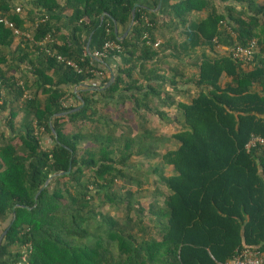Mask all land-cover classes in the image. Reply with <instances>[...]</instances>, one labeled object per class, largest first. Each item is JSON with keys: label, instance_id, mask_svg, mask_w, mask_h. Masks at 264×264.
Masks as SVG:
<instances>
[{"label": "trees", "instance_id": "16d2710c", "mask_svg": "<svg viewBox=\"0 0 264 264\" xmlns=\"http://www.w3.org/2000/svg\"><path fill=\"white\" fill-rule=\"evenodd\" d=\"M148 1L156 0H20L22 14L15 0H0V20L31 38L21 36L14 48L12 29L0 22V113L9 110L0 129V235L15 213L0 264H227L241 248L261 251L264 150L247 152L245 145L251 136L264 137V4L179 0L160 15L143 6ZM136 3L130 31L120 39L114 22L128 27ZM194 13L203 16L190 21ZM99 25L95 50L106 41L120 46L99 59L120 62L109 85L108 77L96 80L89 71H103L102 63L78 47L82 33ZM176 28L188 39L177 45L182 52L203 49L189 78L178 70L180 79L171 80L194 87L192 97L176 103L183 120L151 106V96L162 97L157 83L164 76L145 67L170 42H158L159 34ZM251 40L258 44L253 62L216 51ZM141 78L153 83L143 86ZM24 91L30 98H22ZM126 100L137 114L143 108L165 125L174 121V148L135 149L140 136L117 135ZM14 108L25 114L19 128ZM142 154L160 157L145 174L166 189H156L146 207L136 192L116 191L118 181L141 187L143 180L127 171ZM122 204V218L105 211Z\"/></svg>", "mask_w": 264, "mask_h": 264}, {"label": "crops", "instance_id": "0c3cea01", "mask_svg": "<svg viewBox=\"0 0 264 264\" xmlns=\"http://www.w3.org/2000/svg\"><path fill=\"white\" fill-rule=\"evenodd\" d=\"M20 0H15L16 4L19 3ZM62 1V0H60ZM173 1H179V0H156L155 4H152L151 1L145 2L143 6H146L150 8L153 12H157L160 15H163L169 7V4H171ZM259 4H264V0H255ZM227 3V2H226ZM225 3V4H226ZM20 6V5H19ZM22 6H20V13L24 14V10L22 9ZM22 11V12H21ZM203 16L202 13H194L189 16V20L194 21L197 20L199 17ZM189 21V22H190ZM188 22V23H189ZM131 28V26H130ZM129 26L128 27H122L119 25L114 26V31L115 33L118 34L120 39H123L124 37L127 36V34L130 31ZM128 31V32H127ZM180 31V32H179ZM100 32V25L96 27L95 29L88 30L84 33H82V44L78 46L82 51V53H90L95 50L96 46V41L98 39ZM174 32V31H173ZM65 33V30L62 29L59 34L62 35ZM158 36V42L164 43L165 41L169 40L170 42L166 44L164 49L162 50V53H160L158 56H156L154 59L150 61V63H146L145 67L146 69H152L153 67L157 68V71L159 72L160 75L164 76V81L158 82L157 85L163 86L161 88V96H154L150 97L151 101L153 100V104L151 106L157 107V110L159 111H164L167 113L173 112L174 114L177 112L176 109V103L177 102H185L189 97V95L192 97L194 94V87L192 86L191 83H189V80L186 81L184 84L181 83L178 86L171 85V80H179L178 73L182 72L185 74L186 79L189 78V76L193 73L194 70V62L195 59L199 58L201 56V53L203 52V49H197L195 52H192L191 54L182 52L179 48H177V45H183L184 43H188V39L186 38V35L183 34V31L181 29H175L174 33H169V32H162V35L159 34ZM172 39V40H171ZM20 38L14 37L13 40V46H15L19 43ZM57 43L60 44L61 41L57 39ZM223 45H219V47H222ZM207 52L208 49L204 48ZM216 51L219 53H222L223 50L219 49L216 47ZM98 62L102 63L104 66L103 73L104 77H108V84H111L114 80H111V76L116 74L118 64L120 63L118 59H107L106 61L102 60H97ZM177 66V67H176ZM178 70L180 72H178ZM27 79L29 80V84L33 82L32 75L27 73L26 75ZM103 77V78H104ZM143 77V76H142ZM99 80L100 78L96 77V80ZM91 84L96 81H90ZM143 86L147 85L148 83L152 84L153 82H147L145 79L141 78L139 81ZM77 88H75V91ZM147 90V89H145ZM164 93L170 96L171 99L165 98ZM142 94V93H141ZM188 97V98H187ZM172 100L174 104L169 105ZM133 107V106H132ZM131 109L133 110V108ZM15 112V117L13 119V123L15 128H19L21 124L24 122L25 114L22 110L18 108L13 109ZM134 111V110H133ZM9 110H7L5 113H0V129L2 131H5V124L6 122L4 121V117L8 115ZM136 115H138L137 118H145L147 116H153L154 114H151L147 111H145L143 108H138V114L134 111ZM112 115V112H111ZM124 118L128 119V116H125ZM30 119V118H29ZM29 122V120L27 121ZM122 127L125 123V121H121ZM136 123L139 124L140 120H136ZM164 124V123H163ZM140 125V124H139ZM261 155V153H258ZM144 160V159H141ZM261 252L264 254V242L262 243V248Z\"/></svg>", "mask_w": 264, "mask_h": 264}, {"label": "rangeland", "instance_id": "374dc122", "mask_svg": "<svg viewBox=\"0 0 264 264\" xmlns=\"http://www.w3.org/2000/svg\"><path fill=\"white\" fill-rule=\"evenodd\" d=\"M17 6L18 8L20 7L19 5ZM187 53L190 54L189 51H187ZM200 60L201 57L195 59V62L198 63ZM131 107L132 104L130 103V101L126 100L123 103L122 108H118L119 110L116 109L119 111V113L123 114V117L128 116V119L125 120L123 127L119 128V130L116 132L117 135L123 133L129 138H136L140 136L141 141L136 143L134 147L135 149L140 148L144 150L145 149L157 150L162 154L165 150L174 148L173 145L174 141L171 138L172 133L177 131V126L174 123V121H172V123H169L170 125L167 124L165 125L163 124L161 119L158 118L157 115H153V116L151 115L145 118H137L138 115L134 113ZM115 113L116 112L112 113L111 116L115 117L116 116ZM174 116H176L178 120L181 119L183 120L180 112L178 113L176 112L175 114L172 112L171 114L172 120H174ZM137 119L140 120L139 123L140 125L136 123ZM127 120H131V121L128 122ZM144 130L147 131V133H146V137L142 139ZM163 138L166 140H164ZM146 158L147 157L143 156V154L142 156L139 155V157L133 156L130 160L131 162L129 165L130 170L127 171L128 177H133L137 179L138 177H140V179L143 180V184L141 185V187H138L136 184L130 181L129 182L118 181V186L116 188V191L121 192V194H123L126 189H130L131 191L136 192L137 195H135V198L138 199V201L141 203L143 207L147 206L148 202L150 201V198L152 197V193L156 189H159L162 192L166 190L157 180L154 181L152 175L145 174V171L149 173L152 172V169L154 168V164H156V162H159L160 157H155L153 159H146ZM138 163L142 165L146 163L148 165L137 166ZM145 176L146 178H144ZM105 208H106L105 211L106 210L109 211L110 215L113 217L122 218L124 216L123 213L124 204L119 205V209H115V208L107 209V207Z\"/></svg>", "mask_w": 264, "mask_h": 264}, {"label": "built area", "instance_id": "2783aa9c", "mask_svg": "<svg viewBox=\"0 0 264 264\" xmlns=\"http://www.w3.org/2000/svg\"><path fill=\"white\" fill-rule=\"evenodd\" d=\"M0 22H3L6 27L12 29L14 37L20 38L21 36H25L26 38L31 39L28 34H24L20 30L15 28L11 22L5 19L0 20ZM47 40L48 39L46 38L43 42H46ZM42 44L44 45L45 43ZM217 47L223 50V52H226L233 60L243 63L253 62L255 55L258 52V44L256 40H251L244 46L235 44L230 47H226V46L219 47V45ZM119 48L120 46L114 41H106L101 46V50H94L90 52L89 55L93 59L95 58L101 59L106 57L108 52L112 50H118ZM45 52L48 55L55 56L58 62L64 63L65 65L71 67L78 73L81 72L80 66L75 62H73L72 60L65 59L61 55L55 54V51L49 48H45ZM89 71L90 73H93L96 77L100 79H103L104 77L103 71H95L93 69H89ZM22 98L23 99L30 98L29 92L24 91ZM245 150L247 152L252 150H264V137L256 136V135L251 136L249 141L245 145ZM263 263H264V254L261 251L244 247L237 250L234 256L232 257V259L227 264H263Z\"/></svg>", "mask_w": 264, "mask_h": 264}, {"label": "water", "instance_id": "95a60500", "mask_svg": "<svg viewBox=\"0 0 264 264\" xmlns=\"http://www.w3.org/2000/svg\"><path fill=\"white\" fill-rule=\"evenodd\" d=\"M138 7H140V5H139L138 3H136V4H134V6H133L132 9H131V18H130L129 28H130V26L132 25V23H133V21H134V18H135V15H136V9H137ZM104 15L109 16L108 14H103V15L101 16V19H103ZM114 26H116V23H115V22H114ZM127 32H128V31H127ZM95 59H96V60H99L98 58H95ZM113 78H114V77H113V75H112V76H111V80H113ZM107 85H109V84L107 83ZM82 104H83V103H82ZM82 104L79 105L78 107H76L75 109H73V110L70 111V112H75V111L79 110V109L81 108ZM52 132L54 133V130H53V129H52ZM68 172H69V171H67V173H68ZM54 176H56V174H53V175L49 176L48 179L46 180L44 186H46V185L49 183V181H50ZM38 193H39V192H38ZM38 193L36 194L35 199H36ZM14 218H15V213L13 212V213H12V221H11V223L9 224V226H8V227L2 232V234L0 235V247H1L2 239L4 238V236H5V234L7 233L8 229L10 228V226H11V224H12Z\"/></svg>", "mask_w": 264, "mask_h": 264}]
</instances>
